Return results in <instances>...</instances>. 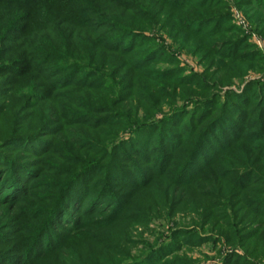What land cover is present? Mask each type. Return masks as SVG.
Returning <instances> with one entry per match:
<instances>
[{"label": "rangeland", "instance_id": "1", "mask_svg": "<svg viewBox=\"0 0 264 264\" xmlns=\"http://www.w3.org/2000/svg\"><path fill=\"white\" fill-rule=\"evenodd\" d=\"M0 264H264V0H0Z\"/></svg>", "mask_w": 264, "mask_h": 264}, {"label": "trees", "instance_id": "2", "mask_svg": "<svg viewBox=\"0 0 264 264\" xmlns=\"http://www.w3.org/2000/svg\"><path fill=\"white\" fill-rule=\"evenodd\" d=\"M200 9H203V6L200 7ZM150 28V27H149ZM115 51H118V49H115ZM73 62V61H72Z\"/></svg>", "mask_w": 264, "mask_h": 264}]
</instances>
